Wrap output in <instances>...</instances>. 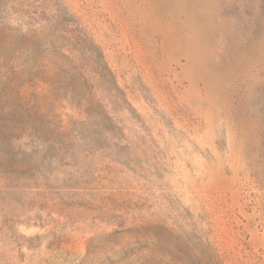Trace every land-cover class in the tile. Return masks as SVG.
I'll return each instance as SVG.
<instances>
[{
	"label": "rangeland",
	"instance_id": "374dc122",
	"mask_svg": "<svg viewBox=\"0 0 264 264\" xmlns=\"http://www.w3.org/2000/svg\"><path fill=\"white\" fill-rule=\"evenodd\" d=\"M0 264H264V0H0Z\"/></svg>",
	"mask_w": 264,
	"mask_h": 264
}]
</instances>
